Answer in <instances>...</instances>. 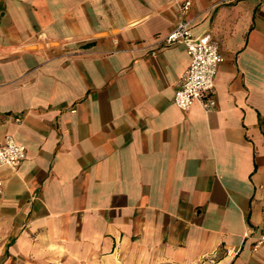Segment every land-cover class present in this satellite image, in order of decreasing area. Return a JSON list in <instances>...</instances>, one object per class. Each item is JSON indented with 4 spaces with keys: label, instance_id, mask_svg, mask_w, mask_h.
Segmentation results:
<instances>
[{
    "label": "crops",
    "instance_id": "crops-1",
    "mask_svg": "<svg viewBox=\"0 0 264 264\" xmlns=\"http://www.w3.org/2000/svg\"><path fill=\"white\" fill-rule=\"evenodd\" d=\"M180 1L0 0V264H264V0H192L210 111L173 101Z\"/></svg>",
    "mask_w": 264,
    "mask_h": 264
},
{
    "label": "built area",
    "instance_id": "built-area-1",
    "mask_svg": "<svg viewBox=\"0 0 264 264\" xmlns=\"http://www.w3.org/2000/svg\"><path fill=\"white\" fill-rule=\"evenodd\" d=\"M213 4L232 2L235 0H212ZM192 0H181L178 5V17L171 29L158 39V43L168 45L180 42L185 46L190 61L173 94L174 103L181 109H188L198 102L204 111H210L216 106L215 75L224 56L219 43L208 32L194 34L188 12ZM20 120V116H16ZM26 156L25 146L17 142L11 134H7L0 142V167L8 166L16 169ZM0 178V189L2 187ZM251 236V230L244 237ZM264 244V230L253 237L252 250H257ZM239 248L224 249V255L234 257ZM216 254L204 253L199 260L202 264L214 263Z\"/></svg>",
    "mask_w": 264,
    "mask_h": 264
}]
</instances>
